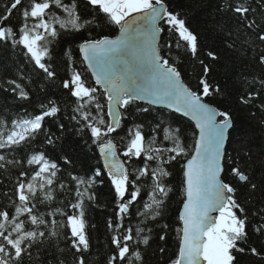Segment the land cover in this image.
<instances>
[{
  "label": "snow or ice",
  "instance_id": "snow-or-ice-1",
  "mask_svg": "<svg viewBox=\"0 0 264 264\" xmlns=\"http://www.w3.org/2000/svg\"><path fill=\"white\" fill-rule=\"evenodd\" d=\"M209 16L205 33L243 59L225 64L230 85L166 0H0V50H20L39 85L32 99L23 75L0 82L31 107L0 111V264H146L153 235L173 231L165 264H264V0H214ZM81 141L94 166L77 167Z\"/></svg>",
  "mask_w": 264,
  "mask_h": 264
},
{
  "label": "trees",
  "instance_id": "trees-1",
  "mask_svg": "<svg viewBox=\"0 0 264 264\" xmlns=\"http://www.w3.org/2000/svg\"><path fill=\"white\" fill-rule=\"evenodd\" d=\"M166 2L176 11L186 13L193 29L199 30L201 33H205V29L210 28V25H207L205 21L210 19L209 13L214 6V0H166ZM201 43L204 46L205 51L207 49H214L221 55L220 62L214 67L212 74L213 78L219 80L221 84L227 83L230 85L231 80L224 72L225 64L227 63L230 65H235L236 70H239L241 67H243L242 57L222 50L223 46L220 44L219 39L214 38L211 31H208L201 36ZM173 58L175 60V52ZM177 62L181 65V71L184 73L183 78L185 82L190 86L195 87L197 76L200 74L199 67L188 57L184 56H181V59ZM57 71L63 74V66H58ZM21 75L24 76V83L28 85V89L32 92L31 98L35 99V91L39 85H32L30 83L34 77V73H32L31 67L25 64V58L22 52L20 50H13L11 48L0 50V82L9 78H19ZM19 105H24L25 107H28L29 111H31V107H29L26 102L13 99L10 93L6 95L0 92V106H6L4 108H0V111H2L4 115H15L16 112L20 111ZM235 115L237 116V119L240 123L248 126V122L245 119L244 113L236 112ZM180 119L185 124H191L188 120L182 117H180ZM53 131H56V129L53 128ZM252 132L254 136V143L256 145L264 144V130L252 126ZM253 151H259V149L254 148ZM75 154L79 157L77 164L78 168L90 167L96 164V158L94 157L93 153L88 151L87 146L83 144L82 141L79 142V146L75 149ZM3 179L4 177L0 176V180ZM179 180L180 176L177 174L174 182L178 184ZM4 182L7 183L6 180ZM4 190L5 189L0 187V192H3ZM98 191L101 197V207L90 211L89 213L90 222L97 225V231L93 233L94 253L96 251L103 250L106 244L104 222L106 220L107 212L103 205L108 199V189L106 186H103L100 187ZM177 199H179L178 196L173 198V208L176 207L175 201ZM0 202L3 201L0 200ZM96 245H99V248H96ZM161 246L167 249V253L163 259H161V254L159 253V247ZM141 247L143 248L144 246ZM175 247L176 236L174 231L168 234L166 243L164 241H160L158 235L154 234L151 241V247L146 249V264H165L168 255H171L174 252ZM99 258L100 257L95 254L91 257L92 260H99Z\"/></svg>",
  "mask_w": 264,
  "mask_h": 264
},
{
  "label": "water",
  "instance_id": "water-1",
  "mask_svg": "<svg viewBox=\"0 0 264 264\" xmlns=\"http://www.w3.org/2000/svg\"><path fill=\"white\" fill-rule=\"evenodd\" d=\"M142 102V101H141ZM188 119V118H187Z\"/></svg>",
  "mask_w": 264,
  "mask_h": 264
}]
</instances>
